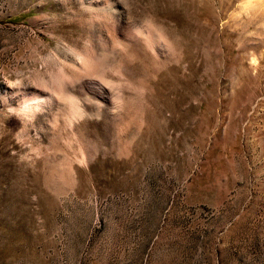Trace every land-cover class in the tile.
I'll list each match as a JSON object with an SVG mask.
<instances>
[{"label": "rangeland", "instance_id": "374dc122", "mask_svg": "<svg viewBox=\"0 0 264 264\" xmlns=\"http://www.w3.org/2000/svg\"><path fill=\"white\" fill-rule=\"evenodd\" d=\"M0 0V264H264V8Z\"/></svg>", "mask_w": 264, "mask_h": 264}, {"label": "bare ground", "instance_id": "6f19581e", "mask_svg": "<svg viewBox=\"0 0 264 264\" xmlns=\"http://www.w3.org/2000/svg\"><path fill=\"white\" fill-rule=\"evenodd\" d=\"M246 4L253 7L264 8V0H247Z\"/></svg>", "mask_w": 264, "mask_h": 264}]
</instances>
